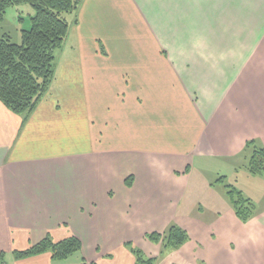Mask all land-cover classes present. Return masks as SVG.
<instances>
[{"label": "crops", "instance_id": "obj_1", "mask_svg": "<svg viewBox=\"0 0 264 264\" xmlns=\"http://www.w3.org/2000/svg\"><path fill=\"white\" fill-rule=\"evenodd\" d=\"M69 21L33 110L0 101L7 264H54L13 256L47 234L80 240L71 264H139L127 243L153 264H264V173L242 157L264 145V0H81ZM207 161L239 172L248 221L226 175L194 177ZM171 224L188 240L160 254L146 234Z\"/></svg>", "mask_w": 264, "mask_h": 264}, {"label": "trees", "instance_id": "obj_2", "mask_svg": "<svg viewBox=\"0 0 264 264\" xmlns=\"http://www.w3.org/2000/svg\"><path fill=\"white\" fill-rule=\"evenodd\" d=\"M20 3H28L33 8V14L29 28L21 30L20 43L13 42L8 35L0 37V101L9 111L24 119L53 79L56 52L62 47L69 31V17L77 12L81 0H0V22L10 6ZM243 153L248 158L250 173H264L263 145L254 139L248 140ZM132 180L129 176L126 185L130 186ZM224 188L236 216L243 222L248 221L256 209L253 200L233 185L225 184ZM188 237L187 232L176 224L169 225L161 233L146 234L149 241L160 245V254L179 248ZM126 246L135 255L137 263L153 264L154 259L145 258L139 249L130 243ZM80 249L81 242L74 235L53 241L47 234L26 249L15 250L13 256L23 259L49 252L53 260H64ZM3 255L0 252V264L4 262ZM80 264L94 263L82 260Z\"/></svg>", "mask_w": 264, "mask_h": 264}, {"label": "rangeland", "instance_id": "obj_3", "mask_svg": "<svg viewBox=\"0 0 264 264\" xmlns=\"http://www.w3.org/2000/svg\"><path fill=\"white\" fill-rule=\"evenodd\" d=\"M32 14H33V8L28 3H20L10 6L6 11L3 20L0 22V37L4 35H8L13 42L20 43L21 30L29 28L30 16ZM242 157L246 160L247 163L248 158L246 157L245 153H243ZM193 169H194L193 173L195 175L194 177H196L197 174H202L204 179L211 180L226 175L227 176L225 178L226 182L224 184H228V183L231 185L234 184L236 187L246 186V185H242L243 184L241 181L242 178L239 172L235 173V171L233 170L234 167L230 165L228 161H224V162L207 161L204 163V165L196 163ZM260 186L262 187L263 183L257 180L254 186L257 193L259 192L258 188ZM219 188L221 187L219 186ZM11 255L12 254L9 252L4 253L3 264H7L8 260L10 261ZM79 258H80L79 254L75 253L72 256H70L68 260H58L54 264H65L64 261H69V263L71 264L73 261L75 262V260L77 262Z\"/></svg>", "mask_w": 264, "mask_h": 264}]
</instances>
